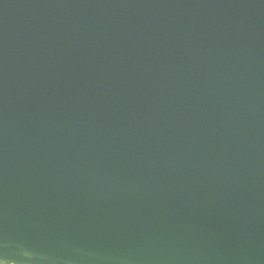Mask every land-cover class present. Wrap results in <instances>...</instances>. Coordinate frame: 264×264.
<instances>
[{
	"label": "water",
	"instance_id": "95a60500",
	"mask_svg": "<svg viewBox=\"0 0 264 264\" xmlns=\"http://www.w3.org/2000/svg\"><path fill=\"white\" fill-rule=\"evenodd\" d=\"M0 264H264V0H0Z\"/></svg>",
	"mask_w": 264,
	"mask_h": 264
}]
</instances>
